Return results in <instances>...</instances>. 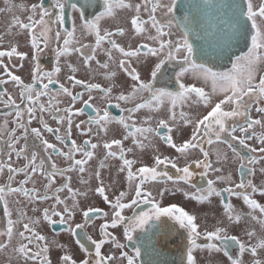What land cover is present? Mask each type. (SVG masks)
<instances>
[{"label": "snow or ice", "instance_id": "obj_1", "mask_svg": "<svg viewBox=\"0 0 264 264\" xmlns=\"http://www.w3.org/2000/svg\"><path fill=\"white\" fill-rule=\"evenodd\" d=\"M5 4L8 6L0 9V12H11L14 7H19L22 10L25 9L24 5H10L9 0H5ZM85 6H96L102 10L98 11L90 19L86 12L82 10ZM69 7L73 11L79 12L81 30L89 35H94L95 47L91 48L93 54L90 55H85L81 47H70L76 31L74 23L71 31L66 30L67 34L63 40V47L57 48L55 52L57 60L59 61L61 57L68 55L70 52H77L84 57V64L88 65L90 61L95 59L94 54L96 49L101 46L102 42L107 41L108 45H110V48L105 49L108 59L110 61L113 60L112 50L118 52L123 57L119 59L118 66L131 80L130 91L127 94L121 91L115 97L118 101L133 105L132 107L123 109V111L128 113L127 118L124 116H120L119 118L113 117L107 110L101 116L99 110H97V116L90 117L92 123L101 125L105 132L108 131L107 125L110 123L115 122L122 125L124 130L127 131L124 140L132 137L133 144L140 149L151 146L150 137L153 134L182 155L188 153L189 150L199 149L204 159L195 161V164L197 167H203L205 169L201 173L202 176L206 175L209 169L215 173H221L223 171L221 167H213L209 162V152L205 150L202 143V140L206 138L207 144L209 145L213 143L224 144L231 149L234 159L239 163L238 171L242 177L252 174L253 169L248 166L256 164L257 158L241 155L240 151L233 146L232 142L238 141L241 147L248 148L246 140H251L253 137H256V132L252 131L249 134V129H252L253 125H260L264 129V119H251L249 116V100L257 104L264 102V75H259L257 82L258 72L261 70V66H264V0H141V2L136 3H133L132 0H85V5H81L80 7L76 3H70V0H53L51 7H44L43 4H33L31 6V15L27 18L28 22H22L19 17L14 16L7 29L9 35L13 34V27H17L20 31L26 30L30 38L31 48L33 50L31 59L35 62V67L32 70V83L25 84L19 76L11 75V73L9 75L11 81L20 88L21 100L23 101L26 96L29 104L33 106L39 102L41 96L48 94L46 91H38L34 87V84L37 81L42 82L43 77H47L48 82L42 83V87L48 90L49 84L54 83L52 79L53 73H43V76L41 75L42 69L38 62L39 55L43 51L41 44L45 48L48 47L49 33L52 31L51 24L56 23L63 26L66 23V9ZM53 8L58 11H53ZM121 11L132 13L130 16V24L132 30L137 35H146L147 40L152 41L158 46H149V44L144 43L126 50L116 39H113L114 36H124L126 34L125 28L120 26H117L114 32L104 30L102 34L101 21L106 19L115 21L119 18ZM142 12H147V19L142 17ZM178 13L181 14L178 15ZM37 15L38 19L36 18ZM53 17L55 18L54 20ZM55 37L59 40L61 33L57 31ZM241 44L246 48V51L241 50V53L235 55L233 60L232 56L228 54L232 52L235 46ZM145 49L146 51H142ZM4 56H19L23 60L26 58L27 53L19 52L17 47L12 46L7 52L0 51V57ZM150 57H155L156 59L150 61ZM133 58L137 62L142 60L145 62L147 69L146 78L142 76L137 67L132 66ZM225 58L232 60L231 67L226 71L217 70V61ZM169 66H172L174 69L173 76L178 86L175 91L167 86L168 81L172 79V76L167 75ZM68 67L73 73L77 71L72 65H68ZM100 67L107 69L109 68V64L103 63L100 64ZM60 71V67L57 66L55 72L58 73ZM116 75L117 73L114 71L110 73V77L112 78L116 77ZM186 76H191L195 81H202L205 85L210 84L211 92H206L204 87H198L195 83L188 84L183 82ZM69 79L73 80L75 84L83 83V81L75 79L74 76H70ZM4 83V80H0V84ZM115 86V83H113L109 87L101 88L99 84L90 83L87 85V88L89 92L93 89H99L105 97L110 98ZM60 88L71 97L73 102L80 98L78 94L73 95L63 84H61ZM214 95H221L222 98L213 105L212 97ZM4 96L5 92L0 91V97ZM90 99L91 96L89 97ZM6 103L15 105V100L9 95L7 96ZM51 103L52 101L50 99L47 108L44 104H39L40 112L51 110ZM84 103L88 104V101H84ZM188 103H203L205 106H210V111L195 121L186 112H179V117L184 125L194 124L195 127L191 138L177 145L174 143L172 135H170L173 131L171 124L177 122V106L183 107V105ZM225 106H229L228 110H225ZM117 107H119V104H117ZM142 109H147L149 113H160L162 110H166L168 115L167 118L159 119L155 127H152L150 124L151 116L143 122L149 125L147 127H137L135 122L130 124L128 121L133 119L132 114L139 113ZM255 110L258 113L264 114V106H258ZM64 111L70 113L71 109L66 108ZM78 111L83 112V109H79ZM26 112L29 116L28 122L30 123L35 118L34 107H28ZM15 115L18 118H22L24 110H18ZM237 117H243L246 126H238L234 123L230 127L228 121L230 119L235 121ZM58 119L63 122L65 117L61 116ZM16 123L19 128L23 129L24 134L28 132V128L20 119ZM40 123L48 132L51 133L54 131L42 117L40 118ZM83 123L84 121H81L76 127L79 129ZM67 124L68 134H70L72 127L71 116L67 118ZM129 129H132V131H128ZM161 129L167 130L166 133L162 135ZM87 131L91 132V128H88ZM177 131H179V128H177ZM237 131L244 135H235ZM14 132L15 130H13V135ZM31 132L37 138L41 139L46 151L50 149L53 153L64 156L71 163L67 169H58L56 164L53 163V171L48 172L44 168L45 162L43 159H39V163H37L38 156L36 152H32L29 159L25 155V148L21 147L18 150L15 148V143L21 137L14 136L13 142L8 147L12 151H15L17 157L23 155L28 163L19 168H13L11 165H8V181L13 180L15 173H24L25 179L19 181L20 187H12L10 184L0 186V201L4 203L3 214L8 217L7 227L3 231H0V236L7 238L6 241L0 242V250L8 247L13 238L18 236L20 242L13 251L19 258H23L25 264H29V262L31 264H51L48 258L50 247H63V245H57L55 240L49 242L46 236L36 231L35 226L41 223L39 218L33 219L28 217V222L22 223L23 230L17 232L16 227L25 219L26 213L20 210L18 211L17 219H12V212L9 209V202L6 199V195H22L28 203L41 199L47 200L49 199L47 194L40 195L35 188L28 189L23 187L28 182L29 177L37 173V171H40L49 180V183L45 187L51 188L54 182L53 178L57 172L63 174L66 171L71 172L76 170L84 173V165L93 158L94 152L88 151L83 147H78L75 141H73L72 149L69 153H64L58 151L55 144L43 139L41 131L38 128H32ZM23 138L27 139V136L24 135ZM257 139L261 145H264V133L257 137ZM56 140L61 143L64 142L63 138L59 135L56 136ZM146 140L149 141L148 144L144 143ZM89 143L90 141H85V144ZM113 145L116 146L118 152L113 150ZM97 147V144L91 143L92 149H96ZM103 148L107 151L104 160L100 161L99 168L103 169L105 167L104 161L110 157L121 160L122 164L119 167V172L123 173L126 170L129 191H121L115 197L114 201L110 200L109 196L106 195V188L101 179V172L97 170L94 173L95 178L100 181L95 192L112 208L111 214L107 212L103 213L106 218L110 217V219H105V222L99 226L102 238L96 240L87 233V226L91 223L92 217L102 211L99 208L90 207L83 211V223H76L75 227L69 224L77 206L75 197L78 195L86 197L88 195L87 191H74L66 182L60 188L55 189V191L58 193L67 189L73 197L72 207H69L59 195H55V203L51 208L43 209L42 219L47 221L49 225L56 223L61 225L69 224L66 230L73 236L79 237L75 242L88 256H91L90 248L82 241L90 242V245L94 246V259H84L81 264H111L113 257L101 254L102 247L109 240L116 249L126 248V244L121 243L109 229H116L118 226H122L123 236L128 242H133L134 233L137 230L144 232L149 228L155 227L158 232L160 229L155 222L161 221L162 217L174 221L180 229L186 231L187 264H197V260L194 257V250H200L205 253L206 257H211L212 264H217L215 259L216 254L222 253L223 257L227 258L228 264H244L243 260L240 259V256L244 253L250 252L255 257L258 249L264 250V218L257 217L254 212L247 213L249 218L259 224L262 233L261 235H257L253 230L243 229L248 240L254 237L257 240L255 244L248 245L237 235L230 234L231 228L240 227L245 217L244 214L237 212L231 203H223L224 197L222 195V192H227L229 196L242 197L244 204L249 209H259L260 213L264 214V205L259 204L257 200L251 198V193L259 192L261 195H264V185L257 187L251 179L247 180L246 183L241 179L239 183L235 184V187L217 190L214 186L215 181L209 179L207 181V188L200 189L196 188L192 182L194 173L190 170V166L178 168L176 163L167 157L161 159L160 156H156L155 166L139 167L134 172L133 164L135 161L125 157V149L122 147V141L120 139H113L110 143H104ZM127 151L132 152L133 149L129 148ZM249 151L256 152L257 149L250 148ZM77 152L82 153L84 158L75 159L74 153ZM259 152L264 154V147H260ZM259 159L260 161H264V155H261ZM216 160L217 162L227 161L228 156L217 150ZM167 164H171L172 168H175L178 173H182V175L176 178L177 180H182L185 184L196 188L195 192L184 191L181 188L176 189V191L183 192L186 198L194 200L201 205L206 202L210 205L212 203V197H220L227 224L221 222L213 230H207L201 233L196 223V215L190 214L184 208L178 207L175 204L167 207L162 206L157 196L163 198L169 189L165 188L157 192L154 196L152 191L145 188V184L148 181H157L161 177H166L168 181H172L173 176L169 175L166 171H158L160 165L167 166ZM2 170L3 166L0 165V171ZM260 172L264 173V166L260 168ZM65 179L68 181L71 178L66 177ZM216 181L231 183L232 177L231 175H217ZM133 190L134 196H132L130 202H123ZM17 203H20V201H17ZM141 204L150 207L146 211L142 210L138 213L134 211L131 216L122 214L124 209L133 208V206L139 208ZM57 205H63L61 211L57 210ZM52 217H59V219L53 220ZM78 229L82 231L78 232ZM201 235H203L206 241L205 243L197 242L201 238ZM31 245L35 246V250L30 247ZM142 246L143 241L141 240L140 246H135L134 244V254L130 255L127 251H121V258L126 260V264H138ZM234 246L238 249V255H233L230 251ZM153 251H155L154 248ZM157 254L159 253L157 252ZM61 261L62 264H76V261L69 254L63 255ZM252 264H264V259H254Z\"/></svg>", "mask_w": 264, "mask_h": 264}, {"label": "flooded vegetation", "instance_id": "obj_2", "mask_svg": "<svg viewBox=\"0 0 264 264\" xmlns=\"http://www.w3.org/2000/svg\"><path fill=\"white\" fill-rule=\"evenodd\" d=\"M18 0H9L10 5H14ZM30 1V0H28ZM133 3L141 2V0H132ZM70 3H76L78 7L81 5H85V0H70ZM33 4H43L44 7H51L53 4V0H32L30 3V7ZM2 5L5 4V0H0V9L4 8ZM150 7V5H149ZM83 11L86 12L88 17L91 19L95 14L98 13V11L102 9H98L96 6H85ZM53 11H58L57 9L53 8ZM0 12V37L2 39L4 36H6V31L8 27L5 26V22L11 24L12 21H9V18L6 16H2ZM132 13L121 11L119 14V18L115 21L106 19L104 21H101V28H102V34L104 30L107 31H115L117 26L123 27L126 30V34L124 36H114L113 39H116L118 43L121 44V46L125 47L126 50L129 48H135L139 46L140 44L147 43L149 46H158L157 44H154L152 41L147 40L146 35H137L134 30L131 28L130 24V16ZM181 13H178L180 15ZM4 15V14H3ZM30 14H25L20 17V15L16 16L19 17L22 22H28V16ZM147 12H142V17L144 19H147ZM38 19V15L36 17ZM55 18L53 17V20ZM75 23L76 31L74 34L73 42L70 45V47H81L85 55L93 54L91 52V48L95 47V37L94 35H89L86 32H83L80 28L81 21L79 20V12L73 11L70 7L66 9V23L63 26H60L56 23L51 24L52 31L49 33V40H48V47H44L43 44H41V47L43 51L39 55V64L42 69L41 75L43 76V73H53L52 79L54 83L49 84V89L45 90L42 87V83H47L48 78L43 77L42 82L37 81L34 84V87L38 91H46L48 94L45 96H41L39 99V102L35 104V106L29 104L27 97L25 96L23 101L20 98V88L18 85H16L14 82L11 81L9 73L11 75L19 76L25 84L32 83V70L35 67V62L32 61V48L30 43V38L28 36L27 31H20L17 27H13L12 31L13 34L10 36H15L13 40L16 38L17 43L16 44H5L3 41V44L0 42V51H9L12 46L17 47V50L19 52L27 53V56L25 59L21 60L19 56H4L0 57V80H4V84H0V91L5 92L4 97H0V165L3 166V170L0 171V186H6L10 184L12 187H20L19 181L25 179L24 173H15L14 178L12 181H8V179L5 178V171L8 172V165H11L13 168H19L23 167L26 163H28L27 160L24 159V156L17 157L15 154V151H12L8 147L9 144L13 142L14 136L15 137H21L16 143L15 148L18 150L19 148L23 147L25 148V155H27L30 159L31 153L36 152L38 156L37 163H39V159L44 160V168L46 171L51 172L52 164L55 163L58 169H67L69 167V164L71 161L66 159L64 156L57 155L56 153H53L52 150H45L44 145L41 142L40 138H37L32 132V128H38L41 131V135L43 139L47 140L49 143L55 144L58 151L69 153V151L72 149L73 141H75L76 145L78 147L86 148L88 151H93L94 156L91 160L88 161L85 167V172L80 173L76 170H73L71 172H64L63 174H60L59 172L56 173L55 177L53 178L54 182L52 183L51 188L45 187L49 183V180L43 175L40 171H37V173L32 174L28 182L23 185V187H26L28 189H32L36 187L33 185V181L37 179L39 183H42V190L40 192L38 189V193L40 195L47 194L49 197L50 195L55 196L56 194H60V192H56L55 189L60 188L63 184L66 182L69 184V186L75 191V189L72 187V184H85L89 182L93 177L89 172V167L93 160L97 157L98 152H102V159L98 161V165L100 164V161L104 160V156L106 155V151L103 148V144L106 142H111L113 139H120L122 141V147L125 149V157L130 160H134L135 163L133 164V171L135 172L136 169L139 167H153L155 166V157L160 156L161 159H164V157H167L172 162L176 163L178 168H183L185 166H190V170L194 173L192 177V182L195 184L196 188L204 189L207 188V181L209 179L215 181V187L217 190H222L227 187H235L236 183H239L241 179L247 182V180L251 179L257 187H260L264 185V173L260 172V168L264 166V161H260V156L264 155L259 152L260 147H264V145H261L257 137H259L262 133H264V129L260 127V125H253L252 129H249V134H251L252 131L256 132V137H253L251 140H246V143L248 144V148H243L238 144V141H233V146L237 148L238 151H240L241 155L247 156V157H256L257 163L254 165H249L248 167L253 169V172L251 175L241 176L240 172L238 171L239 163L236 161L233 157V153L231 149L227 147V145L224 144H217L213 143L212 145L207 144L206 138L202 140L203 146L206 151L209 152V162L213 165V167H221L223 171L221 173H215L208 170L206 175H201L202 172L205 171L203 167H197L195 164V161L197 160H203L204 157L202 153L199 151V149H192L189 150L188 153L182 155L178 152H176L175 149L171 148L169 145H167L163 140H160L159 137L155 136L153 134L150 137L151 140V146L146 147L144 149H140L136 147L132 142V137H129V139L124 140V136L127 135V131L124 130L123 126L118 123H110L107 125L108 131L105 132L101 125L92 123L90 121V117H96L97 116V110H99V114L102 116L103 112L107 110L111 116L119 118L120 116H124L127 118L128 113L123 111V109L132 107L126 106L125 102L116 100V96H118L121 91L114 90L111 94V97H105L103 100L102 105H97L92 99L89 100V94L92 92H89L87 85L90 83L93 84H99L101 88H106L112 85V82L109 81H99V80H92L90 78H83L80 75L77 74V72H72L71 69L67 73L64 74V70L66 69V65H72L73 67L77 68V63H75V58L81 62L84 66H87L85 68H88V72L85 73L86 75H89L92 70L93 66L90 65L91 61L88 65H85L83 60L84 57L80 55V53L72 52L74 56H71V52L63 56L59 59V61L56 58L55 52L57 48L63 47V40L66 38V30L71 31L73 28V24ZM106 24L104 27L103 25ZM9 26V25H8ZM59 31L61 33V37L59 40L56 39L55 33ZM154 34V30H153ZM92 38V39H91ZM174 38V37H173ZM76 39H85L91 41L86 42L85 48L82 44H76L73 45L74 41ZM91 46V47H89ZM89 48V50H87ZM110 48V45H108L107 41L102 42L101 46L96 49L95 52V59L92 60L95 62L97 66V61H99L101 64L103 63H109L110 60L108 59V56L106 54L105 49ZM241 50L246 51V48L243 47V45H237L232 49V52L228 55L232 56V59L234 60L235 55H239L241 53ZM142 51H146L142 50ZM113 54V60L112 62H115L116 64L119 62V59H121V55L116 52L115 50H112ZM156 58L153 57L151 61H154ZM70 63V64H69ZM232 60H229L227 58L223 60H218L216 64L217 70L220 71H226L231 67ZM59 66L61 71L56 73L55 68ZM104 68H102L103 70ZM178 70V69H175ZM173 67L169 66L167 75L172 76V79L168 81V87L175 91L177 90V85L175 83V78L173 76ZM106 76H110L107 71H105ZM259 75H264V66H261V70L258 72L257 75V82ZM74 76L75 79L83 81L82 84H75L73 80H70L69 77ZM100 77H103L100 75ZM187 77V78H186ZM184 78L185 83L192 84L195 83L198 87H204L206 92H211V85H205L202 81H195L191 76H186ZM119 81L117 82V86H121L122 80L117 77ZM121 80V81H120ZM61 84L64 85V87L69 88V91L72 92L73 95H79V99H77L75 102L71 100V97L68 96L69 100H67V94L63 96H57L54 97V93L56 92H63L60 88ZM97 90V89H93ZM99 90V89H98ZM53 93L52 95H50ZM12 96L13 100H15V105L7 104V96ZM222 98L221 95H214L212 97L213 105L214 103L218 102L219 99ZM51 99V109L49 116L46 118L47 121L42 117L44 116V112H40L39 110V104L44 102L45 104H49V100ZM56 99H62V101H65L68 103V109H71V112L67 114V117L71 116L72 119V127L70 134H68V124L66 121V118L63 122H61L58 118L54 119L56 114H59L60 117L63 116L62 111L65 109L64 106L61 105V107L53 106ZM247 99V98H246ZM84 101H88V104H85ZM117 104H119V107H117ZM193 105V108L195 111L189 113V109L182 108L181 106H177V108L180 111H186V113L189 115L191 119L194 121L196 119L202 118L203 115H205L208 111H210V106H205L203 103L200 104H191ZM18 106V107H17ZM258 106H264V102H260L259 104L253 103L251 100H249V116L251 119H264V114L256 112V107ZM28 107H34L35 112V118L31 120L29 123V116L26 112V109ZM48 106L46 105V108ZM229 106H225V110H228ZM59 109V111H57ZM79 109H83V112H79ZM18 110H24V115L22 118L16 117L15 113ZM145 109H142L140 113H134L132 114L133 119L128 121L130 124L135 122L137 127L149 126L148 124H144V120L142 121V116L144 119H147L149 116H145L144 111ZM199 110V113H198ZM149 113V112H148ZM147 113V114H148ZM144 114V115H143ZM150 114H154L155 117H152ZM151 121L150 124L152 127H155L157 124V121L161 118H167V113L165 110H162L160 113H150ZM140 116V121L138 122V117ZM43 118V120L48 124L49 127L53 128V132H48L46 129L43 128V125L40 123V118ZM20 119L22 123L26 125L28 128V132L24 134L23 129L19 128L17 126L16 121ZM180 119V117H179ZM58 120V121H57ZM81 121H84L83 124H81L80 128L78 129L76 127L77 124H80ZM181 121V119H180ZM63 125L64 127H60L59 124ZM237 124L238 126H246L244 123L243 117H237L235 118V121L229 120L228 124L231 127L233 124ZM99 126V127H96ZM95 126V127H93ZM173 131L170 133L173 137L174 143L177 145H180L186 140H189L192 136V133L194 131L195 125H188V127H180L179 131H176V127H174L171 124ZM91 128V132H88L87 129ZM58 129V131H56ZM13 130H15L13 135ZM103 130L102 133L100 131ZM128 131H132V129H129ZM161 134H165L167 130L161 129ZM24 135L27 136V139H24ZM59 135L63 138V143L56 140V136ZM237 136H243L244 134L237 131L235 133ZM139 136V134H137ZM143 139L142 137H140ZM85 141H90L89 144H85ZM91 143H95L98 145L96 149L91 148ZM145 144H148L149 141H144ZM132 148V152H128L127 149ZM250 148L257 149L256 152L249 151ZM113 150L118 152V149L115 145H113ZM219 150L220 153L226 154L228 156L227 161H220L217 162L216 160V152ZM51 157V159H49ZM75 159H83L82 153H74ZM106 161H111L112 169H117V172H119V167L122 164V161L118 158H109ZM158 171H166L169 175L173 176L172 181H168L166 177L158 178L157 181H148L145 184V188L147 190H150L153 192V195L155 196L157 192L164 190L165 188L169 189V191L166 192L165 196L163 198H160L157 196V199L160 201L162 206H170L172 204L177 205L178 207L184 208L186 211H188L190 214H194L197 216L196 223L198 224L199 228L198 230L203 233L207 230H213L215 226H218L221 222L227 224L226 217L223 212V203H231L234 207V209L237 212H240L244 214V220L241 222L240 227H233L230 230V234H235L242 240H244L248 245L255 244L257 242L256 238H252L251 240H248L247 237L244 234L243 229L247 230H253L257 233V235H261V229L259 224L249 218L247 216V213L254 212V214L259 218H264V214H261L259 209L252 210L247 207V205L244 204L242 197L237 196H229L227 192H222V195L224 197L223 203L221 202L220 197H212V203L209 205L207 202L203 205L197 203L194 200H190L186 198L183 195V192L176 191L177 188H181L184 191L189 192H195L196 188H192L191 185L185 184L182 180H177L176 178L182 173H178L175 168H172L171 164L160 165L158 168ZM9 173V172H8ZM126 170L125 172L121 173L119 172V175L122 176V179L124 181H121L118 186V194L121 190L125 189L124 191H129L128 189V181L126 179ZM9 175V174H8ZM74 175V176H73ZM75 175H78L77 177ZM217 175H231L232 181L231 183L223 182V181H216ZM8 177V176H7ZM66 177H70L71 179L66 181ZM113 177V176H112ZM111 177V178H112ZM105 179V178H103ZM74 181V183L72 182ZM176 183H179V187L176 186ZM100 182H97V184L91 189L92 193L96 196V200L92 201L89 199L90 196H88L89 202L84 203L83 205L77 203L74 216L71 221H69V224L72 227H75L76 223H83V211L87 210L90 207L99 208L102 211L99 213H96L95 216L92 217L91 223L87 226V233L89 236H91L93 239L99 240L102 238V234L100 231V224L105 222V219H110V217L106 218L103 213L107 212L111 214L112 208L109 204H107L102 197H100L96 192L95 189L98 187ZM106 188V195L109 196L110 200H115L116 196H111L112 192L108 191L107 185L104 184ZM47 189H50V191H47ZM79 192H82V190L76 189ZM250 191V190H249ZM71 197V201L73 202L72 194L69 193ZM22 196V195H21ZM132 196H134V190L130 193L128 197L125 198L123 202L128 203L130 202ZM23 198V197H20ZM20 198L11 195H6V199L8 200L9 204L13 203L15 204L18 200H21ZM251 198L257 200V202L261 205H264V195H261L259 192L251 193ZM25 199V198H24ZM78 199L77 196L75 197V200ZM43 200V199H41ZM48 200V199H47ZM55 203V200L51 201V204H45L39 208L38 215L39 217H43V209L44 208H51V206ZM57 210L61 211L63 208V205H57ZM72 207V205H71ZM150 206L141 204L139 208H136L133 206V208H126L123 210V215L125 216H131L133 212H139V211H146L148 210ZM4 209V203L3 201H0V223L4 222L7 227V216L3 214ZM10 209V208H9ZM53 220H58L59 217H52ZM28 222V221H27ZM24 223V222H22ZM22 223L20 225H17L16 230L21 231L20 227L22 226ZM42 223L47 226V233L49 235L54 236H64L68 237L69 240H71V246L79 247V245L76 244V240L79 239L78 236H73L70 232H68L66 229L69 227V224L61 225L59 223L49 225L47 221H44L42 219ZM156 225L159 226V231L157 232L155 227L149 228L144 232H141L140 230H137L136 233H134V241L128 242L126 238L123 236V227L118 226L116 229H109L110 232L114 236L117 237V239L121 242L126 244L125 249H116L111 241L105 243V245L101 249V254L104 256H112L113 260L111 261V264H126V260H123L120 256L121 251H127L130 255L134 254V244L135 246H140L141 240L143 241V246L141 247V257L138 260V264H187L186 262V244H187V233L185 230L180 229L178 225L175 224L174 221L169 220L166 217H162L161 221H156ZM5 227V228H6ZM78 232L82 230H77ZM243 231V234L241 235L239 232ZM155 233V235H153ZM15 238V237H14ZM150 238V239H149ZM85 242L91 252V256H88L86 253L83 252L84 257L83 259H90L93 260L95 257V249L94 246L90 245V242ZM198 243H205L203 235H201V238L197 241ZM32 247V246H31ZM153 248L155 251H153ZM34 250V249H33ZM233 255H238V249L234 246L230 250ZM157 252L159 254H157ZM70 254L73 259L74 256L71 253ZM194 257L197 260V264H212V258L206 257L205 253L200 250H194ZM205 257V258H204ZM203 259L204 262H203ZM215 259L217 261V264H228L227 258L223 257V254H216ZM240 259L243 260L244 264H252V261L254 259H264V250L258 249L257 254L255 257L252 256L250 252L244 253L242 256H240ZM10 259H6L3 262H0V264H11ZM76 264H80L76 262Z\"/></svg>", "mask_w": 264, "mask_h": 264}, {"label": "rangeland", "instance_id": "obj_3", "mask_svg": "<svg viewBox=\"0 0 264 264\" xmlns=\"http://www.w3.org/2000/svg\"><path fill=\"white\" fill-rule=\"evenodd\" d=\"M31 1L32 0H30V1H28V0H18L14 5H16V6L24 5L25 6L24 10L20 9L19 7H14L11 12L4 11L3 13H1V15L8 17L9 21H12L14 16L16 17L17 15L18 16L20 15V17H21V16H23L25 14H30L31 13V7L29 5H30ZM3 6H4V8H6L8 5H2V7ZM8 25H10V24L5 22V26L4 27H8ZM105 25L106 24H104L103 27ZM12 33H13V31H12ZM14 37L15 36H13V37L10 36L7 33V31H6V36H4L3 39H0V42H1V44H3V41H4L5 44H9V45L16 44L17 43V39L15 38L13 40ZM91 39H89V40L76 39L74 41L73 45H76V44H79V45L82 44L83 45L86 42L91 41ZM83 47L85 48V45H83ZM87 50H89V48ZM71 56H74V54L72 52H71ZM152 59H153V57L149 58L150 61ZM75 63H77V68H76L77 71L76 72L81 77L90 78L92 80H99V81H102V82H105L107 80L109 82L115 83L116 86L114 87L113 91L114 90L123 91L125 94H127V92L130 91L131 80L127 76V74L124 73L123 70L119 68L118 63L116 64L115 62L110 61L108 63L109 64V68L102 70V68L100 67V64H101L100 62L97 63V66H96L95 62L91 61L90 65L93 66V70H92V72L89 75L85 74V73L88 72V68H85L87 66H84L76 58H75ZM132 66L137 67L138 71L141 72L142 76H144L145 78L147 77V69L145 67V62L143 60L140 61V62H137L135 60V58H133ZM68 71H70V69L66 65V69L64 70V74L67 73ZM105 71H107V73L109 75H110L111 72L114 71V72L117 73V75H116V77L112 78V77H110L108 75L106 76ZM100 75H102L103 77H100ZM117 77H119L122 80V81L120 80L122 82L121 86H117V82L119 81V79H117ZM52 94L53 93H51L50 95H52ZM53 95H54V97H57V96L66 95V93H64V92H56ZM90 96H91V99L97 105H102L103 100L105 99L104 94L98 89L97 90H92V92L89 94V97ZM67 100H69L68 95H67ZM42 104H44V102ZM46 105L48 106L49 104H45V106ZM61 105L64 106L65 109L68 108L67 107L68 103L65 102V101H62V99H59V100L56 99L55 103L53 104V106H56V107H61ZM125 105L126 106H130L131 104L130 103H125ZM182 108H185V109L188 108L189 109V111H188L189 113H191L193 111L196 112V110H194V108H193V105H190V103L183 105ZM50 111H52V109L44 111V116H42V117L45 119V121H47L46 118L49 116ZM61 111H62V114L65 116L66 121H67V118H68L67 114L68 113H66L64 111V109L61 110ZM144 111H145L144 112L145 116H150L151 115L152 117H155L154 114L148 113L147 109H145ZM165 112H166V110H165ZM176 112H177V122L175 124H172V125L174 127H176V129L177 128L180 129V127H188V125H184L183 124L182 120L180 121V119H179L180 110L178 108L176 109ZM184 112H186V111H184ZM147 113L150 114V115H148ZM198 113H199V110H198ZM55 117L57 119V118L60 117V115L56 114ZM138 118H139L138 119V122H139L141 118H140V116ZM143 120H145V119L142 116V121ZM58 124H59L60 127H64L60 123H58ZM93 127H95V126H93ZM96 127H99V126L96 125ZM102 132H103V130L100 131V133H102ZM102 157H103L102 156V152L99 151L97 157L91 163V165L89 167V172H90V174L92 175L93 178L89 182H87L85 184H82V185L72 184V187L74 189L76 188V189L82 190V192H85V191L88 192V195L86 197L85 196H79V195L77 196L78 199H76V202L77 203L80 202L81 205H83L84 203H88L89 199L92 200V201L96 200V196L92 193L91 189L97 184V182H100L99 180H97L95 178V175H94V173L97 170H99L101 172V179L103 180V183L107 185L108 191L112 192L111 196H113V197L117 196V194H118V189H117L118 184L121 181H124V179H122V176L119 175V172H117V169H112L111 161H104L105 167L103 169L99 168L98 161L101 160ZM72 173H73V171H72ZM8 174L9 173L7 171H5V173H4L5 178L4 179L7 178ZM75 176L77 177L78 175H75ZM103 178H105V179H103ZM72 182L74 183V181H72ZM33 185L36 187V189H38L39 192H40V190H42V183H39V181H37V179H35L33 181ZM176 186L179 187V183H176ZM76 189H75V191H77ZM124 190L125 189H123L121 191H124ZM47 191H50V189H47ZM12 195L16 196L18 198L23 197V196H17L15 194H12ZM56 195H59L60 198L62 200H64L69 205V207H71V205L73 204L67 189H64V191H61L60 194H56ZM88 196H90L89 199H88ZM54 197L55 196L50 195L48 200H37V201H33L31 203H28L24 199V197L20 198L21 200H18V201H20V203L16 202L15 204H13V203L9 204L10 211L12 212V217L11 218L14 219V220L17 219L18 211H20V210H22V211H24L26 213L25 219L22 222H27V218L28 217H31L33 219L39 218L41 220V223L35 226L36 231L39 232L41 235L46 236L47 240L49 242L55 240L57 242V245H63V247H59V246L50 247L49 253H48V258L51 261V264H62L61 257L63 255H65V254H68V253L73 254L74 260L81 264V262L84 260L83 259V257H84L83 251L79 247H75V246H72L70 248L72 243H71V240H69L68 237L49 235L47 233V229L48 228H47L46 224L44 225L42 223V219L38 215L39 208L41 206L45 205V204L46 205L47 204L50 205L51 201L54 200ZM7 220H8V217H7ZM5 227H6V225H5L4 222L0 223V231H3L5 229ZM20 230H23L22 226L20 227ZM239 233L242 235L243 231H240ZM6 239H7L6 237L0 236V242H4V241H6ZM19 242H20L19 237L15 236V238H13L11 244H9L8 247H6L3 250H0V262H3L6 259H10L12 261L11 264H25L23 258H19L17 256V254L13 251V249L18 246ZM24 242L26 243V241H24ZM31 246L35 250V246L34 245H31ZM204 260L205 259H203V262H204ZM29 264H31V262H29Z\"/></svg>", "mask_w": 264, "mask_h": 264}]
</instances>
